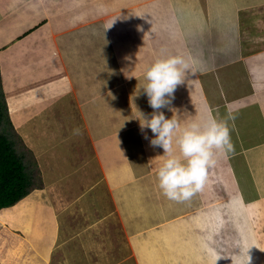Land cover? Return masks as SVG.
<instances>
[{
	"label": "crops",
	"instance_id": "crops-1",
	"mask_svg": "<svg viewBox=\"0 0 264 264\" xmlns=\"http://www.w3.org/2000/svg\"><path fill=\"white\" fill-rule=\"evenodd\" d=\"M173 55L191 67L169 105L176 119L183 126L231 113L234 148L216 156L205 187L176 210H183L177 220L149 230L135 261L248 264L250 256V264H264V0H0L3 88L14 126L32 135L27 144L40 162L46 190L50 181L65 182L78 167L83 173L72 172L67 186L76 192L82 186L83 201L94 205L103 200L98 192L110 188L114 200L127 197L139 204L138 195L145 192L139 180L148 176L154 180L149 191L163 195L156 177L163 149L150 145L154 135L150 129L141 132L133 111L153 112L142 89L145 68ZM103 91L113 92L109 98L134 116L113 134L116 143H104L108 160L100 157L102 143L88 136L83 145L82 132L94 119L100 122L96 99ZM160 111L169 119L173 115L168 108ZM70 127L76 135L69 136ZM62 128L68 131H57ZM44 140L49 154L40 148ZM61 140L70 148L59 145ZM35 190L0 209V264H51L58 242L77 240L62 228L69 223L58 217L59 195L48 192L44 198ZM102 221L106 224V217L89 229L101 228ZM86 231L81 237H91ZM25 249H35L33 259H18ZM96 253H67L66 264H78V258L94 264Z\"/></svg>",
	"mask_w": 264,
	"mask_h": 264
},
{
	"label": "rangeland",
	"instance_id": "rangeland-1",
	"mask_svg": "<svg viewBox=\"0 0 264 264\" xmlns=\"http://www.w3.org/2000/svg\"><path fill=\"white\" fill-rule=\"evenodd\" d=\"M103 93L104 96L102 98H100L99 96L96 99V108H98V113L101 116L99 117L100 122H95L96 120L94 119L93 123H89V125L86 124L83 126L82 132L85 135V138H83V145L86 143L88 136L89 139H92L95 144L99 143L101 145L102 143L100 157L102 160H108V156L105 153V147L103 146L104 143L106 141H109V139L116 143L118 141V137L114 136L113 134L118 130L121 131L122 128H119L127 124L129 120H131V118H134V116L140 117V114L134 111V116L132 115L133 113L131 115H129V113H124V111L120 110V103L116 101V98H109V96L113 92L110 93L103 91ZM98 123H100L101 128H98ZM103 124H106V126L103 127ZM16 130L18 131L22 141L26 145H23L22 148L28 151L27 152L25 150L27 161L31 162V159L34 156L36 158V162L32 161V166L39 167V169L42 171L35 150L32 146L27 144L28 141L31 140L32 135H26L23 134V132H19L18 129ZM68 130L69 132H67ZM68 130L66 131L65 128H62V130L58 129L57 131L60 133L67 132L69 136H74L77 134V129H73L72 127H70V129ZM47 133L48 132L45 131L44 135L50 134ZM33 137L36 138V135H33ZM57 140H59V138H57ZM66 140L72 142L71 138H68ZM69 143L65 140H61L59 142V145L61 144L64 146L65 144H67V149H69ZM47 145V140H44V143L40 146V148L42 149V152H46L49 154L51 153V150L49 152V147H47ZM70 145L72 146V144ZM36 163L38 166L36 165ZM117 168H121L125 171L122 175L126 174L127 170L125 167L119 166ZM117 168L116 170L120 171ZM72 172L75 175H80L83 173V170H79L78 167H76V169H72ZM71 173L64 176L66 178L65 182H59V184L57 185L56 182L58 179H54L53 182H49V189L47 188L46 190V184H44V188H42L41 191L35 190L37 196L44 195V198L48 197V192H56V194L59 195L58 200L60 201L57 202V206L59 208L58 217H62L64 219V222L66 221V223H69V226H63L62 228L65 229L66 236L70 235L73 237L74 235L76 236L75 239H77L75 241L69 240L60 243L58 242L52 252L51 264H66L67 258L65 257L67 253L71 252L74 256L84 257L83 254H86L88 250L97 251V253L99 254V256H97L96 253V257H94V259H96V262L94 264H116L117 262H125L124 264H127L128 262L130 264H139L135 261V253L137 249L144 248V246H146L145 243H143L144 237L148 233L153 231L156 227L165 225L169 223L168 221L170 220H177L176 218L179 217V214L181 215L183 213V210L179 213L177 212L182 209V206L186 204L185 202H181V204L178 205L179 207H172V204L173 206H175V204L177 205L178 202L171 201L167 199L164 195L160 196V194H158L157 191L153 188L152 191H149V182L152 186V182H154V180L153 178L148 176L145 177L142 181L139 180L141 182L140 184L144 187L145 190V192L142 190L141 195H138L139 201L137 202H139V204H137L136 202H132V198L127 197H122L117 200H114L110 188V190H107L105 194H103L104 190L98 192L102 193L101 195H104L101 196L103 197V200H101L100 205H94L91 202L83 201L84 196L80 195V193L84 192L82 186L80 188V192H76L77 188L72 187V185L70 184H68L69 186H67V181L71 182V180L69 179V175H71ZM122 175H118V177H120L119 179H121V177L125 178ZM144 175L146 174H143L142 176ZM75 188L76 190L74 191ZM89 192L91 191H88L87 194ZM94 198L95 197H92L91 200H93ZM144 200L145 202H142ZM140 201L142 203H140ZM97 202H99L98 198L96 200V204H98ZM92 208L93 210H91ZM168 211L170 212L168 213ZM103 216L106 217V224L104 221H102L100 223L101 228L100 226H97L96 229H89L94 223V221L101 219ZM85 225L87 226L85 227ZM84 230H87L86 234L88 233L89 235H91V237L87 236V239L81 237V234L84 232ZM263 230L264 228L260 229L261 234H264ZM34 236L36 237V235ZM81 238H83L82 241H80ZM20 244L22 245V243ZM34 250H21L20 255L18 256L17 253L16 255L18 256V259L21 260H28L31 258L33 259L31 255L35 253ZM144 253L145 255L151 254L148 251H144ZM131 255H134V258H132ZM84 259L85 258H78V264H81L82 260ZM46 260H48V257ZM83 262L85 264V261ZM149 264L152 263L149 262Z\"/></svg>",
	"mask_w": 264,
	"mask_h": 264
},
{
	"label": "clouds",
	"instance_id": "clouds-1",
	"mask_svg": "<svg viewBox=\"0 0 264 264\" xmlns=\"http://www.w3.org/2000/svg\"><path fill=\"white\" fill-rule=\"evenodd\" d=\"M189 70L190 64L179 55L157 58L147 65L142 89L153 112L150 115L140 112L138 118L141 132L150 129L154 135L150 145L163 149V155L156 157L163 161L156 172L158 187L167 199L178 203L189 201L202 191L216 156L234 148L227 123L234 119L231 113L227 119L209 115L206 120H192L182 126L176 119V110L169 107ZM164 108L173 112L170 119L160 111ZM144 138L149 139L146 133ZM250 261L249 256L248 264Z\"/></svg>",
	"mask_w": 264,
	"mask_h": 264
},
{
	"label": "trees",
	"instance_id": "trees-1",
	"mask_svg": "<svg viewBox=\"0 0 264 264\" xmlns=\"http://www.w3.org/2000/svg\"><path fill=\"white\" fill-rule=\"evenodd\" d=\"M23 145L9 113L0 69V209L44 187L42 171L32 166L36 158L31 154L33 157L28 162Z\"/></svg>",
	"mask_w": 264,
	"mask_h": 264
},
{
	"label": "bare ground",
	"instance_id": "bare-ground-1",
	"mask_svg": "<svg viewBox=\"0 0 264 264\" xmlns=\"http://www.w3.org/2000/svg\"><path fill=\"white\" fill-rule=\"evenodd\" d=\"M109 33V32H108ZM100 39V38H99ZM120 171H124L123 169H120ZM236 202V201H235ZM237 206V205H236ZM238 208V207H237ZM2 243H4V239L2 238ZM0 259H2V256H0Z\"/></svg>",
	"mask_w": 264,
	"mask_h": 264
}]
</instances>
